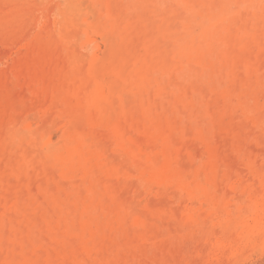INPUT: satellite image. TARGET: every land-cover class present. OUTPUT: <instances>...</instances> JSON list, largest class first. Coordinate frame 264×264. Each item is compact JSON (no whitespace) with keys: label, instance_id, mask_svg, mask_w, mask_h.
I'll list each match as a JSON object with an SVG mask.
<instances>
[{"label":"rangeland","instance_id":"obj_1","mask_svg":"<svg viewBox=\"0 0 264 264\" xmlns=\"http://www.w3.org/2000/svg\"><path fill=\"white\" fill-rule=\"evenodd\" d=\"M238 2L0 0V219L5 223L0 232L21 239L11 246L15 248L12 254L60 255L69 246L55 241L54 233L63 237L70 226L75 234L66 241L79 237L88 241L133 239L142 249L147 243L157 247L162 239L186 256L187 250H194L208 234L211 238L214 232L222 236L223 230L211 227V220L242 217L234 212L230 216L200 212L209 226L196 228L185 223L180 212L183 208L202 205L205 209L212 203H226L231 208L264 204V0ZM220 6L230 9L224 21L218 15ZM205 27L213 31L210 46L215 50L205 54L199 48L195 56L173 53L179 40L184 41L189 33L197 36V45H205L209 38L201 33ZM173 31L177 32L174 37ZM163 44L170 45L164 48ZM91 83L92 89L102 84L109 97L105 96L103 103L99 100L102 108L88 107L82 88ZM102 114L108 123L99 119ZM114 122L129 135H136L140 143L150 142L148 132L154 127L156 131L166 130L171 137L161 142L160 150L167 145L166 149L180 154V175L186 179L170 180L165 185L149 179L136 155L125 154ZM162 122L168 125L160 128ZM76 133L87 136L82 151L88 150L85 170L71 167L64 158L73 152V145L75 148ZM214 175L219 177L214 179ZM122 205L130 210L122 214H128L131 222L112 231L119 226L116 221ZM204 243L202 246L207 247ZM4 244H0V253L9 243ZM112 247L98 246L97 257L105 258L115 250ZM177 257L174 255L171 262ZM256 260H264V235L254 250L230 264Z\"/></svg>","mask_w":264,"mask_h":264},{"label":"bare ground","instance_id":"obj_2","mask_svg":"<svg viewBox=\"0 0 264 264\" xmlns=\"http://www.w3.org/2000/svg\"><path fill=\"white\" fill-rule=\"evenodd\" d=\"M216 1V0H215ZM236 2V1H235ZM214 3V2H213ZM237 3L238 0H237ZM215 4V3H214ZM216 5V4H215ZM48 6V5H47ZM219 6V5H218ZM211 7V6H210ZM211 9V8H210ZM220 11L218 13V15H220V17L224 19H228L229 16L227 13V9L226 10V6H220L219 7ZM119 10V8H118ZM157 11V10H156ZM65 12V11H64ZM183 13V12H182ZM180 16V15H179ZM218 17V16H217ZM251 17V16H250ZM264 17V16H263ZM49 18V17H48ZM101 19V18H100ZM251 20V19H250ZM101 21V20H100ZM124 21V20H123ZM195 21V20H194ZM210 21V18L209 20ZM115 22V21H114ZM126 22V21H125ZM124 22V23H125ZM201 22V21H200ZM199 22V23H200ZM222 22V21H221ZM226 22V21H225ZM224 22V23H225ZM205 23V22H204ZM201 23V24H204ZM231 23V22H230ZM107 24V23H106ZM257 24V23H256ZM119 25V24H118ZM128 25V24H127ZM205 25V24H204ZM192 26V25H191ZM189 25V27H191ZM196 26V25H195ZM210 28H212V25L209 24ZM229 26V25H228ZM148 27V25H147ZM183 28V27H182ZM206 29H203L201 33H205L209 38L205 39L206 36H202L205 39L206 44H202V45H197V42L195 41V34H187V36L184 37V41L183 40H179V38H177V40H179V42L176 44L177 46L174 47V45L170 46L174 49L173 53L176 55H196L199 54L197 51V49H201L205 52V54H207V52L209 50H215L214 46H210V44H212V39H213V31L212 29H209V27H205ZM230 28V26H229ZM226 30V28H225ZM125 32V31H124ZM174 32V31H173ZM183 32V31H182ZM192 32V31H191ZM194 32V31H193ZM180 33V32H179ZM195 33V32H194ZM260 33V32H259ZM127 34V33H125ZM177 34V32L171 33V36L174 37V35ZM52 35V34H51ZM134 35V34H133ZM145 35V34H144ZM143 35V36H144ZM165 35V34H164ZM256 35V34H255ZM53 36V35H52ZM132 36V35H131ZM147 36V35H146ZM199 36V35H198ZM259 36V35H258ZM66 37V35H65ZM70 37V36H69ZM142 37V36H141ZM201 37V36H200ZM68 38V37H67ZM144 38V37H143ZM231 38V37H230ZM246 38V37H245ZM249 38V37H248ZM247 38V39H248ZM16 39V38H15ZM203 39V40H204ZM54 40V39H53ZM173 40V39H172ZM171 40V41H172ZM197 40V39H196ZM162 41V40H161ZM142 42V41H141ZM164 42V41H162ZM169 42V41H168ZM167 42V43H168ZM177 42V41H176ZM196 44H195V43ZM171 43V42H169ZM175 43V42H174ZM188 43V44H187ZM248 43V42H247ZM262 43V42H261ZM71 45V44H70ZM170 45V44H169ZM168 45V46H169ZM188 45V46H187ZM219 45V44H218ZM217 45V46H218ZM130 46V45H129ZM148 46V45H147ZM164 46V44H163ZM167 45L164 46V48ZM167 46V47H168ZM231 46V45H230ZM229 46V47H230ZM210 47V48H208ZM222 47V46H221ZM252 47V46H251ZM261 47V45H260ZM131 48V46L129 47ZM161 48V45L159 46V50ZM171 48V49H172ZM218 49V48H217ZM164 50V49H163ZM167 52L170 53V49L167 48ZM224 50V49H223ZM250 50V49H249ZM252 50V49H251ZM254 50V49H253ZM252 50V52H253ZM162 51V50H161ZM222 51V50H221ZM237 51V49H236ZM163 52V51H162ZM161 52V53H162ZM172 52V50H171ZM227 52V51H226ZM160 53V52H159ZM233 53V52H232ZM145 54V53H144ZM168 54V53H166ZM204 54V55H205ZM83 55V54H82ZM86 55V54H85ZM160 55V54H159ZM158 55V56H159ZM229 55V53L227 54V56ZM114 56V55H113ZM168 57L170 56L169 54L167 55ZM221 56V55H220ZM258 56V55H257ZM223 57V56H222ZM221 57V58H222ZM137 58V57H136ZM182 58V57H181ZM205 58V57H204ZM230 58V57H229ZM78 59V58H77ZM110 59V58H109ZM162 59V58H161ZM183 59V63H184V57ZM202 59V58H201ZM207 59V58H206ZM227 59V58H226ZM80 60V59H79ZM78 60V61H79ZM135 60V59H134ZM138 60V59H137ZM164 60V62L168 59H162V61ZM249 60V59H248ZM256 60V59H255ZM259 60V59H258ZM160 61V60H159ZM161 61V62H162ZM180 62V60H178ZM177 61V62H178ZM182 61V60H181ZM82 62V60L80 61ZM119 62V61H118ZM153 62V61H152ZM148 63V62H147ZM210 63V62H209ZM215 63V62H214ZM248 63V62H247ZM79 64V63H78ZM83 64V62L81 63V65ZM208 64V63H207ZM148 65V64H147ZM256 65V64H255ZM251 66V65H250ZM78 67V66H77ZM82 67H84V65H82ZM224 67V66H222ZM240 67V66H239ZM198 69V68H197ZM230 69V68H229ZM151 72V71H150ZM249 72V71H248ZM252 72V71H251ZM193 74V73H192ZM223 75V74H222ZM229 75V74H228ZM50 77V76H49ZM85 77V76H84ZM247 77V76H246ZM163 78V77H162ZM218 78V77H217ZM237 78V77H236ZM117 79V78H116ZM209 79V78H208ZM251 79V78H250ZM222 80V79H221ZM238 80V79H237ZM12 81V80H11ZM151 81V80H150ZM170 81V79H169ZM194 81V80H193ZM254 81V80H252ZM6 82V81H5ZM90 82V81H89ZM138 82V81H137ZM174 82V81H173ZM191 82V81H190ZM241 83V82H240ZM261 83V82H260ZM129 84V83H128ZM247 84V82H246ZM115 85V84H114ZM190 85V84H189ZM194 85V84H193ZM234 85V84H233ZM8 86V85H7ZM144 86V85H143ZM196 86V85H195ZM194 86V87H195ZM238 86V84H237ZM247 86V85H246ZM92 83L91 85H84L82 90L85 92L86 94V98H87V103H88V107L89 108H93V107H100L102 108L101 103H103L106 99H109V97L107 96V94L105 93V91L103 90L102 84H97L95 86V89H92ZM198 87V86H197ZM231 87V86H230ZM248 87V86H247ZM148 88V87H147ZM255 88V87H254ZM151 90V89H150ZM81 91V90H80ZM79 91V93H80ZM113 91V90H112ZM120 91V90H118ZM122 91V90H121ZM132 91V89H131ZM110 92V91H109ZM217 92V91H216ZM231 92V91H230ZM236 92V91H235ZM115 93H119V92H115ZM121 93V92H120ZM45 94V93H44ZM83 94V93H82ZM96 94L98 97H96ZM114 94V93H113ZM131 94V93H130ZM234 94V93H233ZM132 95V94H131ZM219 95V94H218ZM225 95V93H224ZM238 95V94H237ZM243 95V94H242ZM81 96V93H80ZM84 95H82L81 97H83ZM105 96H107L106 99ZM114 96V95H113ZM126 96V94H125ZM246 96V95H244ZM39 97V96H38ZM54 97V96H53ZM124 95L121 97L123 98ZM34 98V97H33ZM129 98V97H128ZM140 98V97H139ZM219 98V97H218ZM235 98V97H234ZM233 98V99H234ZM242 97H240L241 99ZM118 99V98H117ZM115 98V100H117ZM100 100V102H99ZM112 100V99H111ZM121 100V99H120ZM176 100V99H175ZM227 100V99H225ZM236 100V99H235ZM55 101V100H54ZM124 101V100H123ZM122 101V102H123ZM211 101V99H210ZM231 101V100H230ZM238 101V100H237ZM15 102V101H14ZM33 102V101H32ZM112 102V101H111ZM117 103V101H114ZM113 102V103H114ZM43 103V102H42ZM48 103V102H47ZM53 103V102H52ZM222 103V102H221ZM56 104V103H55ZM122 104V103H121ZM28 105V104H26ZM51 105V104H49ZM48 105V107H50ZM129 105V104H128ZM22 106V105H21ZM35 106V105H34ZM38 106V105H37ZM53 106L54 103H53ZM87 106V105H86ZM113 106H115L113 104ZM112 106V107H113ZM139 106V105H138ZM231 106V105H229ZM16 107V106H14ZM17 108V107H16ZM35 108V107H34ZM52 107H50L51 109ZM54 108V107H53ZM87 108V109H89ZM124 108V107H123ZM133 108V107H131ZM226 108V107H225ZM18 109V108H17ZM20 109V108H19ZM39 109V108H38ZM232 109V108H231ZM241 109V108H240ZM243 109V108H242ZM31 110V109H30ZM83 109L81 108V111ZM129 110V109H128ZM127 110V112H128ZM219 110V109H218ZM20 111H22L20 109ZM102 111V110H101ZM131 111V110H130ZM140 111V110H139ZM215 111V110H214ZM229 111V110H228ZM89 112V111H88ZM104 112V111H103ZM126 112V111H125ZM164 112V111H163ZM216 112V111H215ZM220 112V111H219ZM227 112V111H226ZM230 112V111H229ZM18 113V112H17ZM60 113V112H59ZM129 113V112H128ZM140 113V112H139ZM138 113V114H139ZM212 113V112H210ZM217 113V112H216ZM245 113V112H243ZM31 114V113H30ZM90 114V112H89ZM104 114V113H103ZM102 114V115H103ZM112 114V113H111ZM130 114V113H129ZM128 114V115H129ZM132 114H135L134 111ZM146 114V113H145ZM218 114V113H217ZM43 115V114H42ZM87 115V114H86ZM127 115V116H128ZM153 115V114H152ZM151 115V116H152ZM215 115V114H214ZM230 115V114H229ZM247 115V114H246ZM135 116V115H134ZM148 116V115H147ZM219 116V115H218ZM223 116V115H222ZM243 116V115H242ZM249 116L252 118H255L254 116L251 115V112L249 113ZM162 117V115H161ZM232 117V116H231ZM245 117V116H244ZM18 118V116H17ZM44 118V117H43ZM52 118V117H51ZM142 116H141V120H142ZM157 118V117H156ZM223 118V117H221ZM220 118V119H221ZM233 118V117H232ZM21 119V118H20ZM26 119V118H25ZM49 119V118H48ZM99 119L104 123L106 118V115L100 116ZM129 119V118H127ZM126 119V120H127ZM138 119V117H137ZM136 119V120H137ZM166 121L167 119L164 118ZM219 119V120H220ZM47 120V119H46ZM72 120V119H71ZM81 120V119H80ZM130 120V119H129ZM224 120V119H223ZM253 120V119H252ZM18 121V120H17ZM61 121V120H60ZM75 121V120H73ZM108 119H107V123H108ZM128 121V120H127ZM151 121L156 122L154 117L151 118ZM57 122V121H56ZM122 122V121H121ZM133 122V121H132ZM136 122V121H135ZM172 122V121H171ZM241 122V121H240ZM54 123V122H53ZM115 124H117L116 127V135L117 138H119V143L121 145V147L125 150V154L127 152L133 153L136 155L137 157V162L140 168H142L147 177L151 180L159 182L163 185H165L168 181L170 180H176V179H180V180H184L186 179L184 176H181V165H180V158L176 151H172V150H168L166 149L165 146L161 147L160 150V144L162 143H166L168 142V140L170 139L171 135L168 134V132L166 130H164L162 127L168 125V123H164L162 122V126H159L160 128H162L159 131L157 130V127L153 128L152 130H149L148 132V136L151 138L149 141V143H140V141L136 138V135H129L130 133L123 131V128L118 124V122H114ZM129 123V122H128ZM139 123V122H138ZM152 123V122H151ZM230 123V122H229ZM233 123V122H232ZM74 124V123H73ZM84 124V122H83ZM82 124V125H83ZM113 124V123H112ZM111 124V125H112ZM216 124V123H215ZM78 124H76L77 126ZM122 125L124 126V124L122 123ZM127 125V124H126ZM219 125V124H218ZM222 123H220L219 126H221ZM226 125V124H225ZM224 125V126H225ZM79 126V125H78ZM153 126H156L153 125ZM158 126V125H157ZM184 126V125H183ZM170 127V124H169ZM20 128V127H19ZM46 128V127H45ZM76 128V127H75ZM130 128V127H129ZM216 128V127H215ZM78 129V128H77ZM80 129V127H79ZM85 129V128H84ZM90 129V128H88ZM87 129V130H88ZM141 129V127H140ZM145 129V128H144ZM21 130V129H20ZM127 130V127H126ZM130 130V129H129ZM134 130V129H133ZM34 132V131H33ZM103 133V132H102ZM77 134V133H76ZM157 134V135H156ZM25 135V134H24ZM67 135V134H66ZM72 135V134H71ZM78 135V134H77ZM41 136V135H40ZM79 136V135H78ZM99 137V136H98ZM103 137V136H102ZM138 137V136H137ZM173 137V136H172ZM74 139V136L72 137ZM89 138V137H88ZM140 138V137H139ZM142 138V137H141ZM140 138V139H141ZM42 141L45 140L44 136H41ZM90 139V138H89ZM47 140V139H46ZM95 140V139H94ZM48 141V140H47ZM87 141V136L85 134H80V136L78 137L77 142L75 143V148L74 145L71 148V150L73 151L71 154L69 155H65L64 158H66L68 161H65L67 164H69L71 167L72 166H80L81 169L85 170L84 166L86 165L87 161L86 159L88 158V153L83 152L84 147L86 146L85 143ZM153 141H157V145L154 144ZM74 142V141H73ZM108 142V141H107ZM33 143V142H32ZM172 143V142H171ZM230 143V142H229ZM251 143V142H250ZM174 144V143H173ZM67 146V145H66ZM252 146V145H251ZM1 147V146H0ZM58 147V146H57ZM68 147V146H67ZM97 147V146H96ZM222 147V146H221ZM70 148V146H69ZM220 148V147H219ZM259 148V147H258ZM261 148V147H260ZM55 149V148H54ZM57 149V148H56ZM59 149V148H58ZM66 149V148H65ZM109 149V148H108ZM91 150V149H90ZM89 150V151H90ZM56 151V150H54ZM60 151V150H59ZM65 151V150H64ZM57 152V151H56ZM257 152V151H256ZM87 153V155L85 154ZM123 153V152H121ZM180 153V152H179ZM66 154V153H65ZM95 154V153H94ZM96 155V154H95ZM184 155V154H183ZM193 155V154H192ZM199 155V154H198ZM264 155V154H263ZM90 156V155H89ZM203 156V155H202ZM216 156V155H215ZM133 157V156H132ZM37 158V157H36ZM74 160H71L73 159ZM97 158V157H96ZM99 158V157H98ZM209 158V156H208ZM101 159V158H100ZM227 159V158H226ZM90 160V159H88ZM63 161V160H62ZM74 161V162H73ZM237 161V160H236ZM41 162V161H40ZM211 162V161H210ZM55 164V163H54ZM127 164V163H126ZM125 164V165H126ZM181 164L183 165V163L181 162ZM37 165V164H36ZM61 165V164H60ZM130 165V164H128ZM208 164H206L205 166H207ZM211 165V164H210ZM90 166V164H89ZM88 166V167H89ZM204 166V167H205ZM223 166V165H222ZM86 167V168H88ZM91 167V166H90ZM127 167V166H126ZM188 167V166H187ZM193 167V166H192ZM203 167V166H201ZM238 168V167H237ZM89 169V168H88ZM201 169V168H200ZM213 169V166H212ZM244 169V168H243ZM126 170V169H125ZM141 170V169H140ZM139 170V171H140ZM211 170V169H210ZM203 171V169H202ZM200 170V172H202ZM75 172V171H74ZM130 172V171H129ZM204 172V171H203ZM124 173V172H123ZM134 173V172H133ZM205 173V172H204ZM201 174V173H200ZM189 175V174H188ZM141 176V175H140ZM232 176V175H231ZM142 177V176H141ZM189 177V176H188ZM219 176L218 175H214V179H217ZM249 177V176H248ZM137 178V177H136ZM195 178V177H194ZM235 179V178H234ZM251 179V178H250ZM246 180V179H245ZM135 181V180H134ZM146 181V180H145ZM98 182V181H97ZM148 182V181H147ZM238 183V182H237ZM39 184V183H38ZM147 184V183H146ZM182 184V183H180ZM259 184V183H258ZM152 185V184H150ZM251 185V184H250ZM5 186V185H4ZM161 187V185H159ZM173 186V185H172ZM187 186V185H186ZM195 186V185H194ZM199 186V185H198ZM240 186V185H239ZM238 186V187H239ZM29 187V186H28ZM151 187V186H150ZM171 187V186H169ZM191 187V186H190ZM196 187V186H195ZM230 187V186H229ZM98 188V187H97ZM155 188V187H154ZM157 188V187H156ZM167 188V187H166ZM203 188V187H202ZM103 189V188H102ZM105 189V188H104ZM159 189V187H158ZM172 189V188H171ZM226 189V188H225ZM114 190V189H113ZM156 190V189H155ZM100 191V190H99ZM125 191V190H124ZM123 191V192H124ZM157 192V191H156ZM174 192V191H173ZM78 193V192H77ZM230 193V192H229ZM125 194V193H124ZM172 194V193H171ZM228 194V193H227ZM141 195V193H140ZM41 196V195H40ZM39 196V198H40ZM118 196V195H117ZM124 196V195H123ZM138 196V195H137ZM128 198V196H126ZM136 197V195L134 196ZM3 198V197H2ZM23 198V197H22ZM33 198V197H32ZM26 199V198H25ZM121 199V198H120ZM129 200V199H128ZM24 201V200H23ZM94 201V200H93ZM127 201V200H126ZM140 201V200H139ZM172 201V200H171ZM201 201V200H200ZM11 202V200H10ZM62 202V201H61ZM149 202V201H148ZM64 203V201H63ZM129 203H131L129 201ZM135 203V202H134ZM139 203V202H138ZM163 203H164V199H163ZM180 203V202H179ZM149 204V203H148ZM178 204V203H177ZM181 204V203H180ZM164 205V204H163ZM176 205V204H175ZM186 205V204H185ZM1 206V205H0ZM136 206V205H134ZM179 206V205H178ZM207 206V205H206ZM100 207V206H99ZM125 207V208H124ZM164 207V206H163ZM171 207L174 208V206L171 205ZM177 207V206H175ZM180 207H182L180 205ZM205 207V206H204ZM202 205H200L197 208H193V207H185V208H181L182 210L180 211L182 213L181 216H183L185 223H187V225L189 226H193L196 228H206L207 227V222H203V217L202 214H200V212H205L206 215L209 216L218 212H223L226 215L230 216V214L232 212L234 213H238V216H241L242 218L238 219H232V221L230 219H218V220H211V227L215 226L218 228H221L222 231V236H217L214 233H211V237H209L208 234V239L205 238V240L201 239L199 242L201 243H197L198 246L192 251V250H187L188 255H179L181 250H175L174 247L173 248H169V245L167 244V242L165 241H161L159 242L162 247H159L161 245H156L157 247H155V243L152 245L151 244H146L145 247L141 246L139 247V242H133V239H127L124 241L121 240H116L113 241V239L110 240H104V238L102 240H96L95 238L88 241L84 238H77L78 240H68L66 241V237H70L69 235L71 234H75V232L70 229V226L67 227V230L65 232V234L63 235V237L58 236L56 233L55 234V241H60V242H67L66 245H68L69 247H65L63 249L62 254L60 255H44V254H36V253H18L17 252L15 254H12L13 250H15V248H11L12 245H16V243L21 242L20 238H14L11 237L10 234L8 236H4L3 233L0 232V244H4V241L8 242L9 244L6 245L7 247L5 249H3V251L0 253V264H67L68 260L70 261H74L76 264H121L120 261L122 262V264H154L157 263V261H161V264H230V261L232 259L237 258L240 255H243L244 253H249L252 250L255 249V247L257 246V244L259 243V241L261 240L262 236L264 235V204H255L252 206H248V207H243L242 205H238L234 208H231L229 205H227L226 203H212L210 205H208L205 209ZM118 211L120 213V217L119 220L117 219L116 223L119 222V226L113 227L112 231H116L119 228L118 227H124V225L130 221V217L128 216V214L126 216L123 215V212H127L129 213L130 210H128L126 208L125 205H122L120 207H118ZM132 208V207H131ZM7 209V208H6ZM30 209V208H28ZM87 209V208H86ZM85 209V210H86ZM134 209V208H132ZM158 209V208H157ZM166 209V208H165ZM175 209V208H174ZM177 209V208H176ZM50 210V209H49ZM161 210V209H160ZM14 211V210H13ZM133 211V210H132ZM139 211V210H138ZM173 211V210H172ZM168 212H170L168 210ZM176 212V211H175ZM173 212V213H175ZM133 213V212H132ZM135 213V212H134ZM205 213L203 215H205ZM1 214V213H0ZM139 214V213H138ZM171 214V213H170ZM73 215V214H72ZM78 215V213H77ZM116 215V214H115ZM130 215V214H129ZM134 215V214H133ZM165 215V214H164ZM177 215V212H176ZM175 215V216H176ZM117 216V215H116ZM132 216V215H131ZM136 216V215H135ZM134 216V217H135ZM161 216V215H160ZM167 216V215H166ZM67 217V216H66ZM168 217V216H167ZM212 217V216H211ZM210 217V218H211ZM39 218V217H38ZM143 218H146L145 216ZM226 218V217H225ZM77 219V218H76ZM153 220V218H151ZM165 219V218H164ZM168 219V218H166ZM40 221V219H38ZM45 220V219H44ZM144 220V219H143ZM174 220V218H173ZM5 221V220H4ZM81 223H86V221L82 218H80ZM170 220H168V222L166 221V223H169ZM175 221V220H174ZM8 222V221H7ZM131 222V221H130ZM136 222V221H135ZM154 222V221H153ZM39 223V222H38ZM137 223V222H136ZM146 223V222H145ZM173 223V222H171ZM5 224L3 222V219H0V228L2 227V225ZM67 224V223H66ZM65 224V225H66ZM101 224V223H100ZM108 224V223H107ZM129 224V223H128ZM149 224V222H148ZM155 224V223H154ZM154 224H151L154 225ZM157 224V223H156ZM165 224V223H164ZM175 224V223H174ZM173 224V225H174ZM61 225V224H60ZM159 225V224H158ZM162 225V224H160ZM46 226L48 228H51V225L49 222L46 223ZM171 226V225H169ZM209 226V225H208ZM55 227L58 228V225H55ZM84 228L87 227V225H83ZM126 227V226H125ZM153 227V226H152ZM159 227V226H158ZM156 227V228H158ZM210 228V227H209ZM10 229V228H9ZM65 229V228H64ZM208 229V228H207ZM158 230V229H155ZM168 230V229H167ZM206 230V229H205ZM213 230V229H212ZM8 231V230H7ZM44 231V230H43ZM148 231V230H147ZM194 231V230H193ZM198 231V230H197ZM207 231V230H206ZM4 232V231H3ZM170 232V231H169ZM168 232V233H169ZM202 232V231H200ZM167 233V232H166ZM199 233V231H198ZM151 234V233H150ZM149 235V234H148ZM162 236H164L163 234H161ZM200 235V234H199ZM80 236V234H77V237ZM82 236V235H81ZM157 237V235H155ZM159 236V234H158ZM161 236V237H162ZM192 236V235H191ZM134 237V236H133ZM145 237H148L147 234L145 235ZM153 237V236H152ZM142 238V237H141ZM154 238V237H153ZM164 238V237H163ZM197 238V237H196ZM195 238V239H196ZM202 238V237H201ZM148 239V238H146ZM151 239V237H150ZM155 239V238H154ZM152 240V239H151ZM194 240V239H193ZM155 241V240H154ZM153 241V242H154ZM205 242L204 244H208L207 247H203L202 242ZM113 242V243H112ZM61 243V245H62ZM143 243V242H142ZM145 243V242H144ZM29 244V243H28ZM44 244V243H43ZM5 245V244H4ZM45 245V244H44ZM111 246V248H113L112 246L115 247V250H111V252L108 254V256L105 258H102V256L100 258L97 257V253H96V248L98 249V246ZM123 245H126V247H122ZM32 246V245H30ZM172 246V245H171ZM47 248V247H46ZM110 248V249H111ZM134 248V249H133ZM29 249V248H28ZM32 249V248H31ZM30 249V250H31ZM37 249V248H36ZM141 249V250H140ZM188 249V247H187ZM140 250V251H139ZM185 250V249H184ZM32 251V250H31ZM30 251V252H31ZM36 251V250H35ZM102 251H104L102 249ZM139 251V252H138ZM183 251V250H182ZM41 252V250H40ZM99 252V251H98ZM105 253V252H104ZM176 255L177 257V261L175 260V262H171L172 257ZM157 256V259H155ZM237 256V257H236ZM143 257V258H140ZM146 257V258H144ZM87 259V260H85ZM90 259V260H89ZM102 259V260H101ZM258 259V258H257ZM150 260V261H148ZM251 264H264V260H256L255 262L253 261Z\"/></svg>","mask_w":264,"mask_h":264}]
</instances>
